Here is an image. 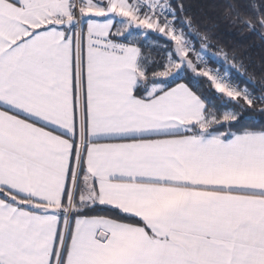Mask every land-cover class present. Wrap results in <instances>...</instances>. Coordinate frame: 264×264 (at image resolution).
<instances>
[{
  "label": "snow or ice",
  "instance_id": "snow-or-ice-1",
  "mask_svg": "<svg viewBox=\"0 0 264 264\" xmlns=\"http://www.w3.org/2000/svg\"><path fill=\"white\" fill-rule=\"evenodd\" d=\"M211 7L264 42V0ZM214 27L0 0V264H264V71Z\"/></svg>",
  "mask_w": 264,
  "mask_h": 264
},
{
  "label": "trees",
  "instance_id": "trees-1",
  "mask_svg": "<svg viewBox=\"0 0 264 264\" xmlns=\"http://www.w3.org/2000/svg\"><path fill=\"white\" fill-rule=\"evenodd\" d=\"M186 3L196 18L207 22L208 27L215 25L214 34L222 46L226 49H236L243 55L249 72L259 76L264 71V42L229 24L222 17V9L211 7L212 4H222L223 0H186Z\"/></svg>",
  "mask_w": 264,
  "mask_h": 264
}]
</instances>
